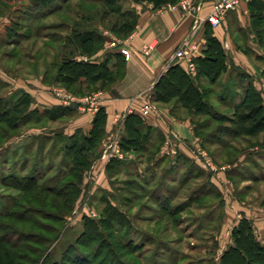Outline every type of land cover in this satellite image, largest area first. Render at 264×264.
Here are the masks:
<instances>
[{
    "label": "rangeland",
    "instance_id": "1",
    "mask_svg": "<svg viewBox=\"0 0 264 264\" xmlns=\"http://www.w3.org/2000/svg\"><path fill=\"white\" fill-rule=\"evenodd\" d=\"M31 1L0 0V100L9 103L8 108H5L3 102H0V112H8L10 115L3 124L0 123V179L8 176H29L35 169L37 178L43 184L55 187L57 186L56 180L62 178L68 170V164L61 163L64 151L60 149L64 143L57 139V136L48 137L50 140L43 135L37 138L38 135H34L37 131L28 130L26 127L21 128L20 125H23L24 120L20 119L21 116L13 107L18 94L9 95V93L15 92L24 80L33 81L40 75L43 77L46 75L47 85L53 83L52 79L55 74L53 64L69 55L63 47L67 44L63 39L68 34H72V30L68 29L67 25L58 28L56 24L73 23V32L79 34L83 33L86 28L96 31L97 34L109 31L107 41L109 38L123 40V25L131 22L133 8L131 0H114L109 5H102L99 1L95 4L91 2L90 5L86 4L84 9L77 8L80 0H68L61 12L50 14V9L58 4V1L50 4L48 0H42L40 5ZM36 7L38 10L32 11ZM111 10L114 13L109 14ZM87 17H89L88 21L85 20ZM35 28H40V30L36 31ZM120 30L122 34L117 37L115 31L120 32ZM107 41L105 42L108 43ZM261 53L264 55L263 50ZM259 67L264 71L261 64ZM5 75L8 76L10 83L4 81ZM236 76L234 75L233 89L227 92L225 101H220L219 98L215 101L216 96L209 99L213 106V114L220 120L214 121L207 117L195 118V122L202 126L196 134L199 141L190 146L186 145L188 149L185 148L184 153H181L177 163L176 157L170 158L171 165L175 163V172L169 182L171 189H175L174 192L180 176L188 168H192L191 172L199 169L200 173L204 174L184 183L181 186L182 189L176 191L174 203L187 202L191 192L196 190L199 192L197 198L200 199H192L190 207L178 215L179 225L173 227L170 224L166 233L163 231L165 225L144 221L139 223L142 231L156 234V236L159 234L160 238L157 248L154 247L155 244L148 243V252L141 256L143 264H173L178 258H181L178 264H218L221 252L231 243L232 228L246 217L252 221L255 235L264 244V148H261L264 146L263 138L261 135L252 137L242 133V137L235 139L228 132L218 130L236 128L237 119L234 112L236 113L238 108L234 110V106L239 105L240 117L248 110L246 107H241V102H244L247 96V82L238 81ZM262 79L263 81L253 83V85L264 102V76ZM52 85L57 86L55 83ZM80 89L84 88L80 87ZM91 93L93 92L87 90L80 92L85 95ZM14 96L15 98L12 99ZM0 117L4 119L1 113ZM43 117V115L39 116L41 119ZM34 118L36 117L29 118V127L36 126L45 129L44 132L52 131L54 135H57V129H53L54 124L45 121L37 125ZM14 123L19 124L16 130L10 128ZM242 126L244 130H248L249 125L242 124ZM225 143L227 146L224 145ZM137 163L132 155L129 161L117 169L118 172L110 174V178L107 174L106 185L103 184L104 187H100L98 184L94 192L88 191V184L82 186V194L76 201L74 209L64 214L66 218L61 235L53 244L40 245L42 249L47 248L45 254L51 256L49 262L54 260L55 264L114 263V260L107 257L106 253L101 254L98 251L95 254L94 250L81 247V245L78 246L85 254L76 253L74 255L70 252L65 256L62 255L67 246L74 243L84 232L86 218L97 223L102 220L101 211L105 200L108 199L128 218L134 217L140 208L148 203V199L140 195L153 191L160 180L163 168H152L151 171H147L146 162L143 161L139 165ZM83 172L84 176L87 170ZM137 176L144 193L140 191L131 193L127 189H130V186L125 185L127 181L137 180ZM65 180L62 179L59 186ZM217 192L221 194L222 204H219L220 199L216 198ZM134 194L140 197L137 202L134 200ZM16 195L15 190L3 187L0 182V213L2 207L10 203L11 198ZM150 206L151 210L158 209L153 204ZM139 215L142 220L152 216L151 212L146 211L144 207ZM117 228L116 225H112V230L114 229L113 232L116 234ZM133 228L135 231V227ZM96 229L95 232H88L89 237L84 239L82 246L91 244V238H99V235H102L103 239L96 240L92 246H96L99 242L103 245L108 244L103 233L107 234L109 230L97 226ZM132 233L131 237L136 243L141 244L142 237L136 235L135 232ZM2 234L4 231L0 232V235ZM6 234L12 235L13 233Z\"/></svg>",
    "mask_w": 264,
    "mask_h": 264
},
{
    "label": "trees",
    "instance_id": "2",
    "mask_svg": "<svg viewBox=\"0 0 264 264\" xmlns=\"http://www.w3.org/2000/svg\"><path fill=\"white\" fill-rule=\"evenodd\" d=\"M56 1H58V4H55V6L50 9V14L58 11L61 12L64 4L68 0H48L50 4ZM98 1L102 5H109L112 4L114 0H80V2L77 3V8L84 9L86 4L90 5L91 2L95 4ZM149 1H153L155 4H159L163 1H168L174 4L179 0ZM31 2H37V4L40 5L42 0H32ZM34 5L36 6V4ZM37 10L36 7L32 11L36 12ZM111 13H114V11L111 10L109 14ZM104 15H107V13H104ZM132 16L133 18L130 20L131 22L123 25V39L127 38L135 27L136 15L134 11ZM88 18L89 17L85 20L88 21ZM259 20L262 19L259 18ZM56 25H58V28H61L62 25H67L68 29L72 30V34H68L66 38L63 39L64 42H67V44L63 46L65 49L69 45V41L74 39L78 44L80 53L90 55L96 52L104 44V38L90 28H86L83 33L79 34L73 32V23H61ZM35 29L36 31L40 30V28ZM112 31L114 33V30ZM115 32H117V37L122 34L121 30L120 32ZM254 35L261 51H264V49H262L264 45V29L255 32ZM116 52L117 53H114L113 56L115 59L113 65H111V53H108L105 59L99 63L78 61L71 55L61 58L60 62L53 64L55 74L52 79V84L55 83L58 86H62L66 91L77 96H83V94H80L82 91L80 87L87 91H93L96 89V84L99 81L102 82V86L111 85L119 79L125 62L124 57L118 51ZM247 52L249 54L251 53L250 51ZM203 55L202 58L197 60L196 69L213 85L217 82L222 73L226 71L227 66L225 65L223 49L218 41L210 34H207V49L204 51ZM257 60L259 61V64L264 67V55L261 54L258 56ZM261 75L264 76L263 70ZM247 86L246 99L244 102H241V107L243 106L248 109L246 114H243V116L240 117L238 112L239 105L234 106V110L238 108L236 113L234 112V116L237 119L236 128H224L218 130L224 133L228 132V134L232 135V138L235 139L240 136L242 137V133L246 136L252 137L261 135L263 138L262 141H264V102L260 93L255 91V88L251 83ZM208 97V92L205 90L204 86L201 85L200 82H194L177 66L166 71L154 86L150 96L151 101L154 103L178 105L186 109L191 117V124L193 125L195 134H197L202 127L200 123L197 124L195 122V118L207 117L214 121L220 120L215 117V114H213V106ZM219 100L225 101V97L219 96ZM0 102L2 103L3 100H0ZM19 103L20 100H17L13 107L16 108L18 114L21 116L20 119L25 122L30 117L23 115L19 108ZM3 105L5 108H8L9 103L3 102ZM0 113L4 116V119L3 117H0V123L3 124L5 119L10 115H8V112ZM104 122L105 113L102 109H99L93 119L92 129L81 139L76 136L63 138L59 134L54 135L64 143L60 149L64 151L61 163H65V165L68 164V170L65 172L64 176L56 180L57 186L53 187L43 184L37 178V170L35 169L32 170V173L31 175L29 174V176H8L0 179L3 187L17 192V195L11 198V202L2 207L0 213V232L4 231V234L0 235V264H55L54 260L49 262L51 256L45 254L47 248L42 249L40 248V245L53 244L55 240L58 239L59 235H61L66 218L64 215L65 212L68 213L74 209L76 201L82 194L83 171L87 170L91 164V159L88 157V153L97 150L98 145L104 136ZM242 124L249 125L247 128L248 130H244ZM17 125L19 124L14 123L10 128L16 130ZM124 125V133L120 140L121 150L124 153L133 155L136 162H138V165L142 164L143 161L146 162L147 171H151L152 168H163V170H161L160 180L151 193H144L143 188H141L139 183L140 180H138V176L137 180H134L133 182H125L127 187L130 186V189H127L131 193H137L136 191L144 193L143 195L141 194L140 197H146L148 203L143 207L146 211L148 210L151 212L152 216L146 217L142 220L139 215L141 210H143V207H141L138 214L134 217L130 216L131 218H128L107 199L104 201V207L101 211L102 220L97 223L94 220L86 218L84 232L74 243L67 246L62 256H65V254H69L70 252L74 253V255H76V253L82 255L85 254V252H83L78 246L81 245V247H87L90 250H94L95 254H97L98 251L101 254L106 253L107 257H111L116 264H119V261L120 264H143L141 256L143 253L148 252V243L155 244L154 247L157 248L160 238L158 237L159 234L156 236V234L142 231L139 227V223L144 221L146 223L154 222L157 225H165L163 231L166 233L170 224L173 227L179 225L180 218L178 215H181L186 209H188V207H190V202L195 198L196 200L200 199L199 197L197 198L199 192L196 190L191 192L190 197L186 200L187 202L175 204L174 200L176 191L181 190V186L184 183L204 174L200 173L199 169L191 172L192 168H188L186 172L180 176L176 191L174 192L175 189H171L172 186L169 182L175 172V163L173 162L174 164L171 165V159L167 155H158L162 142L164 141L163 138L160 134H157L156 141L150 143L151 128L146 126L138 116H127ZM38 137L39 136H37V138ZM46 139L50 140L48 137ZM224 145L227 146V143ZM261 148H264V146ZM179 157L180 155L176 157V163L178 162ZM164 163H166L165 166H162ZM122 164H125V162L116 158L108 161L106 172L109 174V178L111 177L110 174L119 171L117 169H119ZM62 179L66 180L61 186H59L62 183ZM217 193L216 198H219V204H222L221 194L219 192ZM161 194H163V196H161ZM140 197H136L135 195V202H137ZM151 204L157 206L158 209L151 210ZM47 222L49 224H46ZM134 222L136 224H134ZM113 224L118 227L116 231L117 234L113 232L114 229L112 230ZM96 226L101 229L104 228L109 230L107 231V234L103 233L108 244L103 245L99 242L96 246H92L96 240L102 238V235H99V238H91V244H83L82 246L84 239H87L88 232H95L97 230ZM133 227H135V231ZM132 232H135L136 235L142 237L141 244L136 243L131 237L133 235ZM6 233L13 234L7 235ZM230 240V245L221 252L218 258V264H264V244H262L255 235L252 221L247 218H242L236 226L232 228ZM110 241L111 243H109ZM214 244L217 247L215 241ZM180 259L181 258H178L173 264H178L181 261ZM114 263L112 262V264Z\"/></svg>",
    "mask_w": 264,
    "mask_h": 264
},
{
    "label": "crops",
    "instance_id": "3",
    "mask_svg": "<svg viewBox=\"0 0 264 264\" xmlns=\"http://www.w3.org/2000/svg\"><path fill=\"white\" fill-rule=\"evenodd\" d=\"M131 1L136 24L131 37L129 35L121 40V44L129 50L130 59L124 62L122 74L116 82L104 86L100 81L96 84V89L92 92L99 93L97 111L80 112L75 107L63 106L53 94V89L58 85H47L46 75H40L33 81L24 80L15 92L9 93L18 94L17 100H20L19 108L23 115L29 116L30 119L31 116L36 117L34 121L37 125L45 121L54 124L53 129L56 128L57 134L63 138L76 136L81 139L92 129L98 110L104 111V136L97 150L88 153L91 164L82 179V186L88 184L90 192H94L98 184L100 187L106 185V166L110 159L116 158L126 162L132 158L131 154L124 153L120 148L125 119L129 115L138 116L151 128L150 143L156 141L157 134L163 138L159 156L175 158L184 153L186 145L190 146L199 141L186 109L178 105H163L151 101L154 86L170 68L177 66L194 82H200L207 90L209 99L216 96L215 101L219 96H227V92L233 89L234 75H237L238 81H246L247 85L263 81L257 60L262 53L254 34L264 29V0L242 2L235 10L225 15L217 28H213L206 21L212 5L217 0H187L185 8L175 9H169L168 6H176L180 0L174 4L168 1L159 4L149 0ZM109 33L103 31L99 35L107 41ZM207 34L220 44L227 66L226 71L213 85L196 69L197 60L204 56L203 53L207 49ZM105 41L101 48L90 55L81 54L74 39L69 41L66 50L78 61L97 63L111 53L113 65V56L117 49L106 48ZM184 41L186 48L191 50L193 61L196 62L194 72L188 71L186 60L171 61L173 53ZM147 45L153 49L145 55L143 49ZM247 51H250L251 55ZM4 81L10 83L8 76L5 75ZM40 115L44 117L41 119ZM30 119L20 127L37 131L38 134L34 135L54 136L52 131L44 132L43 128L29 127Z\"/></svg>",
    "mask_w": 264,
    "mask_h": 264
},
{
    "label": "built area",
    "instance_id": "4",
    "mask_svg": "<svg viewBox=\"0 0 264 264\" xmlns=\"http://www.w3.org/2000/svg\"><path fill=\"white\" fill-rule=\"evenodd\" d=\"M248 0H217L211 7V10L206 18V21L213 27L217 28L221 25L225 15L235 10L242 2ZM187 6V0H180L176 6H168L169 9H175L176 7L185 8ZM131 37V35L129 36ZM106 48L114 49L124 57L125 61L130 59V53L127 47L121 44V40L116 38H109ZM185 42H182L171 57V61L186 60L187 69L189 72L195 71V64L193 61V55L191 50L187 49ZM153 47L147 45L144 47V54L148 55ZM54 96L59 100L63 106L75 107L80 112H94L98 109L99 93H91L83 96H77L69 93L62 87H55L53 89ZM117 155H120L119 152ZM212 167V166H209Z\"/></svg>",
    "mask_w": 264,
    "mask_h": 264
}]
</instances>
